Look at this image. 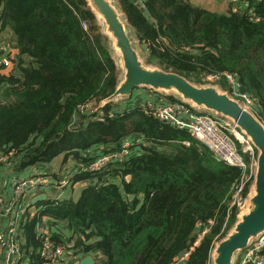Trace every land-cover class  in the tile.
<instances>
[{
    "label": "trees",
    "instance_id": "1",
    "mask_svg": "<svg viewBox=\"0 0 264 264\" xmlns=\"http://www.w3.org/2000/svg\"><path fill=\"white\" fill-rule=\"evenodd\" d=\"M143 1L145 9L136 0H115L146 45V64L195 85L203 75L234 74L264 123V0H238L239 11L230 3L224 13L190 0ZM0 27L13 33L12 67L0 74V157L13 153L17 170L49 173L59 157L89 165L132 145L125 162L95 177L77 171L72 188L88 183L78 197L31 205L37 212L29 209L20 225L30 262L41 264L44 226L56 244L95 257V264H175L186 254L179 264H211L216 244L237 221L233 212L226 225L241 171L139 107H101L122 72L86 0H0ZM219 86L229 91L225 82ZM1 226L0 220V241Z\"/></svg>",
    "mask_w": 264,
    "mask_h": 264
},
{
    "label": "built area",
    "instance_id": "2",
    "mask_svg": "<svg viewBox=\"0 0 264 264\" xmlns=\"http://www.w3.org/2000/svg\"><path fill=\"white\" fill-rule=\"evenodd\" d=\"M229 1L233 4V11H239L235 6L238 0ZM12 46L11 40L0 41V74L12 67ZM200 78L201 85L199 86L219 87L222 82H225L229 87V91L226 92L239 101L243 107L253 110L255 101L241 93L242 86L236 75L228 72L213 73ZM139 108L146 116L153 117L179 130L188 131L200 144L212 152L218 161L241 171V180L232 190L226 225L233 212L238 217L249 210L251 189L258 169V152L250 140L239 131L235 123L213 113L199 112L189 103L169 102L157 95L149 97ZM97 120L103 121L100 116ZM131 152L132 145L123 144L118 152L105 155L92 164L83 165L80 170L96 176L113 163L125 162ZM13 162V153L0 157L1 165L9 166ZM127 180H130V177H127ZM66 182L67 180H61L57 183V187L64 186ZM12 184V196L0 193V219L3 218L2 222L6 223L2 230L4 239L1 242L4 245V252L0 255V264H32L23 247L20 225L31 207L27 201L31 200L32 195H40L41 189L47 186L48 182L45 174L35 170L30 178H16ZM50 234L51 232L44 226L38 227V238L41 241L38 255L41 264L79 263V254L68 250L62 244H56L52 241ZM188 257L189 254H186L175 264L184 262ZM240 264H264V233L242 253Z\"/></svg>",
    "mask_w": 264,
    "mask_h": 264
},
{
    "label": "water",
    "instance_id": "3",
    "mask_svg": "<svg viewBox=\"0 0 264 264\" xmlns=\"http://www.w3.org/2000/svg\"><path fill=\"white\" fill-rule=\"evenodd\" d=\"M119 55L124 76L116 92L103 102V106L117 100H130L136 89L148 88L166 95L178 96L197 110H205L231 120L258 152V169L251 189L249 210L237 217L229 234L216 244L212 253L213 264H235L239 255L264 233V123L254 112L222 91L217 86H199L187 78L160 68H153L142 60L130 25L115 0H86ZM135 196H130L132 201ZM47 200L43 194L33 200V205ZM3 221V218H2ZM80 264H95L92 256Z\"/></svg>",
    "mask_w": 264,
    "mask_h": 264
},
{
    "label": "crops",
    "instance_id": "4",
    "mask_svg": "<svg viewBox=\"0 0 264 264\" xmlns=\"http://www.w3.org/2000/svg\"><path fill=\"white\" fill-rule=\"evenodd\" d=\"M137 3H139V6L142 8V9H145L144 5H143V0H136ZM200 5L197 6V7H202L208 11H211V12H219V13H224L228 10L229 8V4L231 3L229 0H198L197 1ZM237 9L241 8V6L238 4L235 5ZM212 8H215V9H212ZM1 27H0V33H1ZM1 40H4V38H0V41ZM6 40H13V37L12 38H8ZM137 40V39H136ZM138 41V40H137ZM139 43V41H138ZM140 44V47L142 49V51L147 54L144 49L146 48V45H142L141 43ZM138 97H135L134 95V99H130L131 101L135 100L134 103H136L137 107H140L144 101H146L149 97L151 96H159L158 94H155L153 91H149V92H140L138 93ZM106 148H101L99 149L98 151L101 152L102 154V150H105ZM131 154H133L131 152ZM59 160V159H57ZM57 160L54 161V163L50 166H48V170L50 171L49 173L44 172V174L46 175V180L48 182V185L43 187L41 189V192H40V195H32V198L31 200L27 201V204L29 205H33V200L38 197V196H41L43 194L47 195V200H50V199H53V198H60V199H65V198H69L70 196H74L75 198L77 196H75V191H76V187L78 186L75 185L74 188H72V182L68 185V187H66L62 192H59L56 190V187H57V183H59L61 180H67L74 176V174L78 171L79 172V168L77 167V165L75 166V168L70 172L68 173L65 177L62 175V174H59L57 175L58 173H52V168H53V165L57 162ZM15 163L9 165V166H4L0 169V193H3L5 195H8L10 196V194H8L7 190L9 189V187L12 185L13 183V180L16 179V178H21L23 176H20L21 173H24V172H27L28 173V178H30L32 175H33V169L31 168L30 170H22V171H19L17 170V168L15 167ZM37 169V168H35ZM15 170V171H14ZM48 174V175H47ZM49 174H56L57 176H59L58 178H54V177H51ZM59 181V182H58ZM72 181V180H71ZM71 187V189H70ZM73 194V195H71ZM26 204V202H25ZM35 206V205H34ZM31 212L35 211L37 212V209L35 207H31L30 208ZM1 222H2V219H0ZM6 225V223H3L2 222V226H1V231L4 229V226ZM4 239V237L1 238V241ZM0 241V242H1ZM4 252V245L3 243L1 242V246H0V255ZM86 256L84 255H79V258H80V261L79 263H76V262H72V264H80L82 259L85 258ZM93 257V256H92ZM94 261H95V257H93Z\"/></svg>",
    "mask_w": 264,
    "mask_h": 264
},
{
    "label": "rangeland",
    "instance_id": "5",
    "mask_svg": "<svg viewBox=\"0 0 264 264\" xmlns=\"http://www.w3.org/2000/svg\"><path fill=\"white\" fill-rule=\"evenodd\" d=\"M190 1L195 6H199L200 5L197 2L198 0H190ZM212 9H215V8H212ZM12 37H13V33L9 29H5V30L1 31V33H0V38H4V40H6L8 38H12ZM135 45L137 46V49H138L140 55L142 56V60L146 63V55L142 51V49L140 47V44L137 43V42H135ZM112 50H113L114 59L117 62L118 66H119V68H120V70L122 72V74H121L122 77L121 78H123V76H124V70H123V67H122L121 59H120L119 55L114 51L113 46H112ZM148 66L155 68V66H153V65H148ZM219 88H221V86H219ZM221 90L223 91V89H221ZM142 91L147 93V92L152 91V90H150L148 88H145V89L144 88H140V89H136L135 93L142 92ZM1 95H2V93H1ZM7 96L8 95H6L4 97V100H6V101L9 100V98ZM176 97H178V96H176ZM178 99H180V98L178 97ZM134 101H131V100H126V101H124V100H117V101H115L112 104V107L113 108H116L118 111H126V110L129 111V110H133L134 108L137 107V105H136V103H134ZM91 106H95V105H91ZM247 110L253 112V110L250 109V108H248ZM198 111L204 113L205 110H202L201 109V110H198ZM63 158H64L63 156L62 157H59V160H57V162L53 165V168L51 170H52V173H58L57 175L62 174L65 177L68 173H70L75 168V166L77 164H76V161L73 160V159H69L68 162H65L64 163ZM82 166H83L82 164H78L77 165V167L79 168V173H82L81 170H80L82 168ZM35 170H38L39 172H41V174H44V172L42 170H40V169H33V171H35ZM49 175L51 177H54V178H58L59 177L56 174H49ZM20 176H23V177H21L22 179H27L29 175H28L27 172H24V173H21ZM93 177H95V176H93ZM71 180H72V177H70L68 179V181L65 183L64 186H60V187L58 186V187H56V190L59 191V192H62L65 187H68V184H70ZM64 181H65V179H64ZM87 186H88V183L86 181L79 183L78 186L76 187L75 196L78 197L79 194L81 193L82 189L85 188V187H87ZM7 192L11 196L13 195V184L9 187V189L7 190ZM50 200H60V198H56V199L53 198V199H50ZM140 205H142V204L140 203ZM33 212H35V211H33ZM211 264H213L212 259H211Z\"/></svg>",
    "mask_w": 264,
    "mask_h": 264
}]
</instances>
